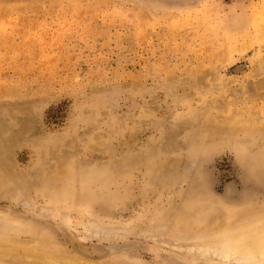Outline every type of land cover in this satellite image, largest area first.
I'll return each instance as SVG.
<instances>
[{"label": "rangeland", "instance_id": "1", "mask_svg": "<svg viewBox=\"0 0 264 264\" xmlns=\"http://www.w3.org/2000/svg\"><path fill=\"white\" fill-rule=\"evenodd\" d=\"M0 197V253L198 264L175 220L264 213V0H0Z\"/></svg>", "mask_w": 264, "mask_h": 264}, {"label": "bare ground", "instance_id": "2", "mask_svg": "<svg viewBox=\"0 0 264 264\" xmlns=\"http://www.w3.org/2000/svg\"><path fill=\"white\" fill-rule=\"evenodd\" d=\"M72 180L74 181V179ZM46 187L49 188V186H46ZM1 197H3V195ZM1 197L0 199H2ZM26 202L28 203V201ZM247 215L246 217L245 215L243 217H239L235 221L221 222V223L220 222L212 223L211 221H209V218L203 219L205 217H202L199 220H192L191 217L185 218V220H183V217H184L183 216L181 219L175 220L176 226H174V228H172V230L166 234L162 242L159 241L160 239L159 240L157 238L156 239L160 243L165 245L166 247L173 249L176 252L178 251L182 255H187V256L197 258L198 261L201 260L200 262L196 260L198 264H264V213L257 214V215L254 214L255 216H251V217ZM63 219L66 221H64ZM63 219L62 221L67 224L68 219L66 217ZM193 222L194 224H196L195 229H194V226L191 227L193 225L191 223ZM84 225L86 228H87L86 225H88L89 227V224H84ZM81 226L84 227L83 225ZM96 227L90 226L87 230L83 228L84 230L82 231L84 232V234H87V232L88 234L89 232L90 234H93V235L95 234L94 236L90 234H89L90 236H88L87 234L88 237H92V236L97 237L99 235V232H98V227L97 229ZM19 228H20V224L16 221H12L9 219H0V231L3 229H10V230L13 229L14 230V229H19ZM100 228H103V231L106 230L105 229L106 227L105 228L100 227ZM99 230H102V229H99ZM111 230L113 231L115 229H111ZM106 231H107L105 232L107 233L106 235H109L110 234L109 229ZM121 231L124 232L123 229L117 230V232L119 233ZM115 232H111V234L114 235V237H118V239L124 238L126 235V234L124 235V233H121L122 235L121 234L120 235L121 236L124 235V237H119L117 232L116 234L118 236H116ZM100 235H101L100 238H103V239H106V238L110 239V237H112V236L110 237L106 236L104 232H103V235H104L103 237H102V233ZM149 240L151 241V239ZM36 250L38 252L28 251L26 252L27 254H24L22 256H18L19 253L15 254L9 250L10 252H8L7 254L0 253V261H4V259L8 258L10 259V262H17V261L23 262L24 261L23 263H25V261H28V262L33 263V261H35L34 263L38 262V264H40L39 262L41 263L44 262L45 264L47 263L60 264V263H63L64 261L66 262V260L69 259V258H66L67 256H64L62 254H56V255L52 254V251H48L47 249H46L47 251H43V250L39 251L38 249ZM204 261H207L209 263H206ZM67 262L70 263V261L68 260ZM81 262H85V261H81ZM75 263L79 264L78 262H75Z\"/></svg>", "mask_w": 264, "mask_h": 264}]
</instances>
